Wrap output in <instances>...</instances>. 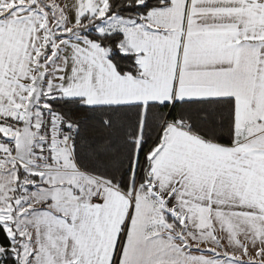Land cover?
Masks as SVG:
<instances>
[{
  "label": "snow or ice",
  "instance_id": "1",
  "mask_svg": "<svg viewBox=\"0 0 264 264\" xmlns=\"http://www.w3.org/2000/svg\"><path fill=\"white\" fill-rule=\"evenodd\" d=\"M0 264H264V0H0Z\"/></svg>",
  "mask_w": 264,
  "mask_h": 264
}]
</instances>
